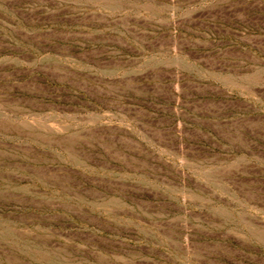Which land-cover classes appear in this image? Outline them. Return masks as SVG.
Returning a JSON list of instances; mask_svg holds the SVG:
<instances>
[{"label":"rangeland","instance_id":"374dc122","mask_svg":"<svg viewBox=\"0 0 264 264\" xmlns=\"http://www.w3.org/2000/svg\"><path fill=\"white\" fill-rule=\"evenodd\" d=\"M0 264H264V0H0Z\"/></svg>","mask_w":264,"mask_h":264}]
</instances>
